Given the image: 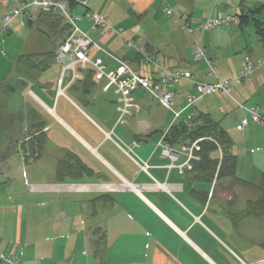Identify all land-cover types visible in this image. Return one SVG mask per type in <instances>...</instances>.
<instances>
[{
  "label": "crops",
  "instance_id": "0c3cea01",
  "mask_svg": "<svg viewBox=\"0 0 264 264\" xmlns=\"http://www.w3.org/2000/svg\"><path fill=\"white\" fill-rule=\"evenodd\" d=\"M76 1L77 5L69 11L81 17L77 21L78 26L88 32L96 44L116 54L134 69L142 68L145 63L147 71L152 72L151 76L145 77L160 81L167 69L192 73L196 66L197 74H192L197 82L216 81L215 78L206 80L204 77L207 66L194 61L193 45L199 41L212 62L222 61L230 41L219 46L217 35L229 31V27L223 25L228 23L209 32V38L207 31L211 29L202 32L198 26L220 12L230 16L228 11L205 10L194 23L193 12L185 13L188 7H184V0ZM80 3L85 9L78 11ZM169 4L184 11L181 21L171 18L168 23L161 22L160 14L167 12ZM17 6L16 0H9L8 5L0 4V25L8 10ZM195 9L193 6V11ZM244 9L247 12V8ZM92 12L103 15L114 30L106 34L92 30ZM182 17L186 18L192 32L184 26ZM78 22H83V25ZM32 29L26 14L15 18L11 27L4 28L8 35L23 36L26 47L33 43L29 37ZM3 33L0 30L2 43L6 41ZM126 40L133 41L136 47L128 48ZM33 45L36 46L35 43ZM139 47L145 48V54L139 53L140 58H136ZM22 54L25 53L16 57L0 82L14 85L15 89L10 92L11 102L22 103L26 114L32 112L44 122L43 131L47 139L37 159L25 161L24 155L29 153L24 152L20 143L0 154V253L14 254L24 264H264V219L246 217L236 225L226 212L227 200L216 196L219 195L216 189L221 188L222 192L230 190L237 195L232 202L236 210L243 209L253 198L247 196L240 200L238 192L233 190L236 182L231 177L213 182L193 179L189 170L180 169L188 159V153L181 147L173 148L175 159L164 154L162 135L154 131L165 130L175 121L172 111L169 112L170 119L165 117L162 120L152 110L150 101L153 97L138 90L135 95L141 106L140 112L120 122L119 96L115 88L104 89L106 80H98L90 98L82 94L81 86L69 89L73 97L79 99L81 104L78 105L67 92L68 87L66 96H57L60 66L55 59L48 68L39 70L20 64ZM251 54H242V62L246 55ZM100 55L98 47L93 46L90 56L96 58ZM104 59L110 70L118 66L115 60L107 56ZM242 62L241 67L235 69L234 74L238 76ZM66 76L67 82L71 81V71H67ZM218 76L224 81L231 78V75L227 77L223 73V77ZM196 81L184 80L181 86H164L163 90L174 91L175 110L184 112L183 116L202 111L219 120L210 107L205 109L197 105L204 96L198 92ZM236 91L241 93L240 89ZM190 93L195 94L197 100L194 107L187 109L186 96ZM66 103L77 111L76 115L80 114L83 123L74 122L62 110ZM256 106L264 112L263 105ZM42 107L61 123L57 120L50 122L43 115ZM24 117L13 121V126H23L21 142L30 141L37 133L31 132L30 119ZM63 124L71 131L72 147L68 143H60V135L53 132L57 127L68 133ZM252 129L256 144L251 152L257 155L250 163L251 175L248 179L240 176L238 166L237 176L245 180L244 185L249 188L261 190L260 184L264 182V124ZM10 152L18 153L21 158L18 173L32 180L28 185L24 184L22 191H15L17 194L12 192V186H8V181L14 177L8 168ZM69 152L94 169V175L76 180H57L58 161ZM205 190L210 191V197L202 202L199 196ZM101 235L105 246L100 256L95 252L94 241Z\"/></svg>",
  "mask_w": 264,
  "mask_h": 264
},
{
  "label": "trees",
  "instance_id": "16d2710c",
  "mask_svg": "<svg viewBox=\"0 0 264 264\" xmlns=\"http://www.w3.org/2000/svg\"><path fill=\"white\" fill-rule=\"evenodd\" d=\"M68 4L69 8H72L77 5V1L68 0ZM258 12H264L263 5L252 11V16H250L249 12H246L245 9H243L242 13L235 17L238 18V25L241 28L250 23L253 17L256 32L264 45V16L258 19L256 17V13ZM182 19H184L187 23L185 17H182ZM28 25L31 28L36 26L38 32H41L39 35L48 39L52 46L49 50L44 52L25 53L20 55L19 63L26 64L39 70H44L48 68L51 61L56 58L60 44L71 33L72 25L65 19L64 16L53 12H40L36 21L28 19ZM139 53L140 52L138 51L136 58H140ZM39 54H43L44 56L42 58L38 57ZM79 71L82 74V78L73 81L68 86L67 92L69 89L71 90L81 86L83 89L82 94L90 98L91 90L95 89L99 83L96 78V71L91 66L85 69L79 68ZM112 88L115 87L113 86L109 90ZM13 89L15 88L12 83L4 81L0 82V145H2L3 142H6L7 145L9 143H13V146L17 147L20 143L24 152L29 153V155H24L25 161H29V158L37 159L42 153L44 143L47 139V136L43 131L45 124L36 115H33L32 112L26 114L27 112L25 113V108L22 103L18 105L11 102L10 92L13 91ZM138 90H142L145 93L147 92L154 97L144 87H140ZM68 93H70L72 96L71 99H73L78 105L81 104L78 101V98L73 97L71 91ZM117 103L119 105L118 101ZM193 106L189 108H192ZM258 108L261 112H263L260 107ZM168 110L174 113L175 121L165 130L154 131L156 133H161L164 143L170 145L172 148H175L182 147L183 145H189L192 142L201 139L199 142L200 150L197 151L200 159L194 160L192 168L188 169L193 179L203 182H213L231 177L235 180V182L244 183L245 180L237 176L238 157L233 152V138L229 131L222 125L221 121L215 120L210 113L202 111L194 113L193 115L191 114L185 116L182 115L184 112L179 111L180 115L176 116V112H178L177 110L173 108ZM24 116H28L30 119L31 123L29 128L31 129V132H37L29 142L20 141V133L23 126L19 124L13 126V121L15 119L25 118ZM87 175L93 176L94 169L83 163L74 153L69 152L58 161L56 169L57 180H76ZM260 188L262 195L257 199H249L243 209L236 210L233 207L232 202L227 200L226 212L232 217V220L236 225H238L246 217L253 216L255 218L264 219V182L260 184ZM228 192H230V190H228ZM199 197L202 202H206L210 197V191L205 190L204 192H201ZM103 240V235H101L94 241L95 252L100 256L104 252L103 248L105 243Z\"/></svg>",
  "mask_w": 264,
  "mask_h": 264
},
{
  "label": "rangeland",
  "instance_id": "374dc122",
  "mask_svg": "<svg viewBox=\"0 0 264 264\" xmlns=\"http://www.w3.org/2000/svg\"><path fill=\"white\" fill-rule=\"evenodd\" d=\"M184 1H185L184 7H188L185 13L193 12L194 23H196L199 20V18L203 16L205 10L206 11H209V9L210 10L217 9V11L224 10V11H228L230 16L233 17L235 15L241 14L242 10L246 7L247 12H249L250 16H252L253 15L252 11L262 6V2L258 0H193V1L184 0ZM193 6L194 8H196L194 11H193ZM77 7H78L77 9L78 11L85 9L84 5L81 3ZM169 7L172 8L174 12L168 13L164 11V13H161L160 14L162 18L161 22L168 23L170 22V20H172L171 18L177 21H181L180 16L183 14L184 11L179 10V7L175 6L174 4H169ZM78 11H77V15L79 14ZM256 14H257L256 17L258 19L264 16V12H258ZM154 21L155 22L158 21L156 17L154 18ZM78 23L80 25L81 24L83 25V22H78ZM223 25L229 27L228 28L229 31L225 32L224 34L217 35L219 42L218 44L220 46V44H224L229 41L230 43L229 44L227 43L228 45L226 46L224 53L225 58L222 61L214 64L217 74H219L221 77H223L222 73L224 76L226 75L227 77L231 75L230 76L231 78H227V79L235 81V83L232 85L231 88V96L224 93L221 90H217L212 93L202 95L201 97L203 96L204 97L201 99V101L197 102V105L199 104L198 105L199 107H204L205 109L207 108L209 109L210 107L213 113H215L216 117H218V119L222 121L223 126L226 129H229L234 141V152L238 154V166H239L240 176L248 179V177H250L249 175H251L250 163L254 161L257 155L256 153L251 152L252 147H255L256 144L252 127L263 124L251 123L247 125L244 129H239L237 126L238 123L241 122V119L243 117L249 116V114L237 106V100L240 102H244V104L249 108H251L252 105L256 106L260 104L263 105V109H264V45L259 35L256 32V27L253 22V17L251 19V22L246 24L242 29L233 20L230 23ZM3 26H4L3 24L0 25V30L4 32L3 34H5L6 41L2 43L0 39V79L9 72L13 62L20 53H28V52L40 53L49 50V48H51L52 46V44L48 39L39 35V33L41 32H38L36 26L33 27L32 31L29 33L31 42L35 43L36 46H34L33 43H31L30 45L27 44V47L25 46L26 44L24 42L23 36L17 34L8 35L5 31L6 29L4 30ZM218 27H214L211 30L207 31L208 38H209V32H212ZM38 45L39 46L42 45V46L39 47ZM248 52L252 53L250 57L255 62V69L249 77L243 80L240 79L236 80L238 78L237 77L238 74L237 75L234 74L236 73L235 69L238 70V68L241 67V63H240L242 62L241 56L242 54L244 55L245 53L247 54ZM197 63H205V62L202 61ZM137 68L140 71V73L144 76L152 75V72L147 71L145 63H143L142 68L139 67ZM221 68L224 69L223 72L220 71ZM197 70H198L197 67L194 66L192 68V73L197 74ZM205 71L206 72L204 73V77H206V80L215 78V75L210 74L209 69L207 67L205 68ZM52 72H54V70ZM183 81L184 80L180 81L176 85L181 86L183 84ZM185 81L195 82L196 81L195 76L193 75L191 80H185ZM238 89H240L241 93H238L236 91ZM150 102H152L153 112H155L158 116H160L162 120H164L165 117H169V119L171 118V115L169 113L170 110L162 106L159 103L158 99L153 97L152 101ZM45 103L49 106H52V104L48 100H45ZM61 107L60 110L62 109ZM82 107L83 109L86 110L85 106ZM62 110L65 111L73 119L74 122L79 124L83 123L80 114L78 113L79 115H76L77 111H75L74 108L68 103H66V105L63 107ZM41 111L43 115H45L46 118L49 119L50 122H53L54 120L60 122L56 117L54 118V115L53 117H51L52 115L48 112V110L45 107H42ZM86 111L90 115L92 114L89 110ZM92 117L94 118V116ZM130 118L131 117H127L125 118V120H128ZM162 123L165 124V121H162ZM85 125H87V127L90 128L88 123H85ZM63 126L66 128V130L69 131L68 133L64 129L62 128L58 129L57 127L55 128L53 127L54 128L53 132L55 134L58 133L60 135L61 138V140H59L60 143L62 142L68 143V145L71 146V143L74 141L69 134L71 131L64 124ZM24 142H29V140ZM20 159L21 158L18 155V153L10 152L8 157V161H9L8 168L10 169L14 177L10 180L11 182L8 181L7 179H4V181H8L9 182L8 186L13 187L12 189L13 193L15 191H22L21 188H24V184L28 185L29 181H32L30 178L26 179L24 177L25 175L21 176L20 173H18V169L22 165ZM48 160L49 159H47V161ZM216 190H217L216 193H219V195L216 196L222 198L224 201L230 200L231 202H233L237 196L235 195V193H230L227 191L222 192L221 188ZM233 190L238 192V198L240 200L246 199L247 196L248 197L251 196L253 199H257L262 195L261 190H259L258 188L256 187L249 188L248 186H246V184L245 185L244 183L241 184V182L234 183ZM15 194L17 193L15 192Z\"/></svg>",
  "mask_w": 264,
  "mask_h": 264
},
{
  "label": "built area",
  "instance_id": "2783aa9c",
  "mask_svg": "<svg viewBox=\"0 0 264 264\" xmlns=\"http://www.w3.org/2000/svg\"><path fill=\"white\" fill-rule=\"evenodd\" d=\"M18 6L10 8L6 17L3 20L4 28L11 27L15 18L21 17L26 14L29 20L36 21L40 12H53L65 17V19L72 25L71 33L60 44L55 58L56 64L60 66V76L57 81L58 92L57 96L65 95L66 88L75 80L82 78V74L79 68L85 69L91 66L96 71V78L98 80H106L104 86L105 90H109L111 87H115L118 98V111L120 114L119 121L123 122L125 118L133 116L140 112L141 106L138 103L135 92L144 87L155 98H157L161 105L168 109H175L174 96L175 93L172 90L164 91V86L169 88L173 87L181 80H191L193 74L187 70L179 69H167L166 75L162 77L160 81H156L152 78L145 77L141 73L134 69L129 63L123 61L116 54L107 50L105 47L99 46L93 40L88 32L83 31L77 24L80 16H74L69 13L68 0H16ZM262 2L264 7V0H258ZM9 0H0V4L8 5ZM166 11L172 13L173 10L169 6L166 7ZM92 30H100L102 34L114 28L108 24L106 18L98 12L91 13ZM239 23L238 18L232 16H225L222 12L215 16H210L207 21L198 26V29L202 32L218 27L223 23H230L231 21ZM184 26L188 27L184 19H182ZM23 23V22H21ZM189 31L192 29L188 27ZM121 30H117L120 32ZM128 48L136 47L133 41L126 40ZM93 46L98 47L100 56L92 58L91 48ZM139 52L145 54V48L139 47ZM104 56L109 57L112 60L118 62V66L110 70L108 64L104 59ZM193 58L195 62L204 61L210 74L215 75V80L212 83H196V88L201 95L209 94L217 90H221L224 93L231 96V88L235 81L221 80L216 72L215 64L207 56L205 50L201 46L199 41H195L193 45ZM255 69V62L249 55H246L242 62V69L240 75L236 80H242L249 77ZM67 71H71V81L67 82ZM197 96L195 94H188L186 96V106L189 108L195 104ZM237 106L247 112L249 116H245L241 119L238 125L239 129H244L247 125L264 124V113L260 111L258 107H247L244 102L237 100ZM180 112H176V116H179ZM201 139L192 142L189 145H183L182 150L188 153V159L185 163L180 165V169H191L194 160H199L200 157L197 151L200 150L199 142ZM164 154L170 156L172 159L176 158V153L170 145L163 142ZM259 149V148H258ZM0 264H24L20 258L14 254L0 253Z\"/></svg>",
  "mask_w": 264,
  "mask_h": 264
},
{
  "label": "flooded vegetation",
  "instance_id": "af4514ba",
  "mask_svg": "<svg viewBox=\"0 0 264 264\" xmlns=\"http://www.w3.org/2000/svg\"><path fill=\"white\" fill-rule=\"evenodd\" d=\"M13 146V143H9L8 145L6 142H3L2 145H0V154L4 152L6 149H10ZM15 147V146H13Z\"/></svg>",
  "mask_w": 264,
  "mask_h": 264
}]
</instances>
